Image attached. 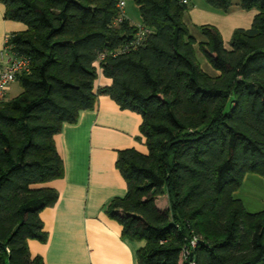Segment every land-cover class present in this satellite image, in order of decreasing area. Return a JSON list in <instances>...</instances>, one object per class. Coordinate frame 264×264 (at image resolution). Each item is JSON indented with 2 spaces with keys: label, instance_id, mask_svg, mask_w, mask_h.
<instances>
[{
  "label": "trees",
  "instance_id": "1",
  "mask_svg": "<svg viewBox=\"0 0 264 264\" xmlns=\"http://www.w3.org/2000/svg\"><path fill=\"white\" fill-rule=\"evenodd\" d=\"M132 1L149 30L139 44L118 0H0L4 19L27 27L10 35L13 51L32 62L22 93L0 100V264H45L28 242L47 240L40 214L59 199L48 187L65 173L54 137L99 95L143 120L148 152H119L128 192L105 208L124 239L145 242L138 264H264V211L236 198L247 175L264 179V0H240L257 15L230 49L214 26L192 36L177 0ZM99 70L112 84L95 93Z\"/></svg>",
  "mask_w": 264,
  "mask_h": 264
},
{
  "label": "crops",
  "instance_id": "2",
  "mask_svg": "<svg viewBox=\"0 0 264 264\" xmlns=\"http://www.w3.org/2000/svg\"><path fill=\"white\" fill-rule=\"evenodd\" d=\"M4 14L5 6L0 3V54L8 36L27 29L22 23L5 20ZM256 15V10H243L240 0H234L227 13L212 9L205 0H192L185 23L189 19L196 25L215 26L225 44L226 40L231 41L236 29H249ZM128 17L134 22L129 14ZM225 47L230 49L226 44ZM3 68L0 59V71ZM16 83L10 86L6 99L21 94ZM111 84L99 70L95 93ZM142 122L139 114L121 109L107 95H99L94 110L81 112L76 124L64 125L54 137L65 173L62 179L48 184L59 193V199L40 214L47 240L28 242L33 257H41L45 264H138V251L145 242L124 239L122 226L109 218L105 208L128 192L127 183L116 168L119 152H148L140 133ZM163 197L157 199L156 205L165 210L169 202L168 197L162 200ZM236 198L249 213L263 212L264 179L247 175Z\"/></svg>",
  "mask_w": 264,
  "mask_h": 264
},
{
  "label": "built area",
  "instance_id": "3",
  "mask_svg": "<svg viewBox=\"0 0 264 264\" xmlns=\"http://www.w3.org/2000/svg\"><path fill=\"white\" fill-rule=\"evenodd\" d=\"M129 0H118L117 8L119 10L120 22L122 19H127L126 7ZM181 5L189 6L192 0H177ZM138 32L136 35V44H139L149 33L143 25L137 24ZM1 63L4 68L0 71V100L5 99L10 86L16 82L17 76L23 73H28L31 69V59L25 56H19L13 51L10 45V36L6 38L5 45L0 54ZM196 246V240L191 242V247ZM189 251L185 250V254Z\"/></svg>",
  "mask_w": 264,
  "mask_h": 264
},
{
  "label": "rangeland",
  "instance_id": "4",
  "mask_svg": "<svg viewBox=\"0 0 264 264\" xmlns=\"http://www.w3.org/2000/svg\"><path fill=\"white\" fill-rule=\"evenodd\" d=\"M196 1L200 2L202 0H194V2H196ZM126 12L134 20V22L132 21L133 23L139 24L138 23L139 20H140L139 10H138V7L134 4V2L132 0L128 1L127 7H126ZM128 14H127V17H128ZM128 19H129V17H128ZM185 19H186V17H185ZM186 25L189 28L190 33H191L192 36H194L198 41H202L203 40V36L201 34L200 27L201 26H206V25H196L194 22L190 21L189 19L186 20ZM208 26H212V25H208ZM223 37L224 36L222 35V38ZM223 40H224V38H223ZM225 40H226V38H225ZM230 42L231 41L226 40L225 44L228 45V47H229L230 46ZM196 57H197V60L200 62L201 66H202V68H203V70L205 72H207V73H209L211 75L215 74V73L213 74V69L211 68L210 64L208 63V61L206 60L204 55L200 52L198 47H196ZM15 86L19 87L20 90H21V93H22L23 89L20 86V84L16 83ZM13 96H15V95H13ZM164 198H167V195H165V197H163L161 199L164 200ZM162 205H163V202L160 201L159 202V206L162 207Z\"/></svg>",
  "mask_w": 264,
  "mask_h": 264
}]
</instances>
